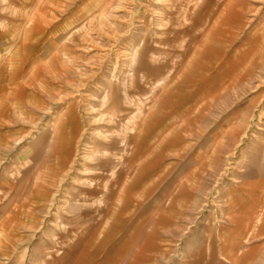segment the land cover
Listing matches in <instances>:
<instances>
[{
  "label": "rangeland",
  "instance_id": "obj_1",
  "mask_svg": "<svg viewBox=\"0 0 264 264\" xmlns=\"http://www.w3.org/2000/svg\"><path fill=\"white\" fill-rule=\"evenodd\" d=\"M0 264H264V0H0Z\"/></svg>",
  "mask_w": 264,
  "mask_h": 264
}]
</instances>
